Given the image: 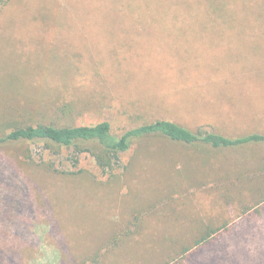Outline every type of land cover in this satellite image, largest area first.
<instances>
[{"label":"rangeland","instance_id":"obj_1","mask_svg":"<svg viewBox=\"0 0 264 264\" xmlns=\"http://www.w3.org/2000/svg\"><path fill=\"white\" fill-rule=\"evenodd\" d=\"M182 2L11 0L0 13V120L264 134V0H189L197 17L175 20ZM23 150H0V193L14 194L15 170L36 211H13L0 264H186L206 233L228 228L241 230L234 244L228 236L189 264H264V144L153 140L134 145L116 178L88 154L50 172L39 145L32 161Z\"/></svg>","mask_w":264,"mask_h":264},{"label":"trees","instance_id":"obj_2","mask_svg":"<svg viewBox=\"0 0 264 264\" xmlns=\"http://www.w3.org/2000/svg\"><path fill=\"white\" fill-rule=\"evenodd\" d=\"M11 0H0V13L9 4ZM183 9L174 13L175 20L189 19L197 17V9L189 8V0H182ZM177 3L180 0H173ZM146 14V12H144ZM170 9L161 10L163 19L171 18ZM63 111L69 116L72 114L73 108L71 106L65 107ZM12 121V120H11ZM11 121L4 122L0 120V150H8L19 146L24 149L25 158L32 161L33 156L28 153L30 145H39L43 149V153H48L51 158L47 160L42 157V162L38 163L42 169L50 172H58L57 161H61V166H68L71 164L75 168L79 167L81 157L88 154L93 158L96 166L104 174H109L116 178L118 172L124 164V156L131 152L134 145L149 143L153 140H165L176 144H182L187 147L197 148H212L215 150H235L241 147L250 145L264 144V134H248L240 137H227L220 133H211L198 129L192 131L186 126L168 120H158L151 123L132 128L122 135H117L113 131L112 124L109 121H102L94 125H74L65 123L63 121H49V122H26L18 121L11 124ZM0 170H3L0 168ZM11 177L5 178L7 180L8 189L11 194H1L0 198H4L7 204L0 210V223L6 229V233L1 237L5 242L8 241L9 232H12L15 226L18 225L19 216L13 213L17 210L18 213L22 208L26 210L36 211V204L27 201V189L30 191L31 187L29 180L21 179L15 170ZM4 172V170H3ZM0 172V180L2 176ZM5 173V172H4ZM11 174V171L8 174ZM16 176V179H14ZM5 177V175L3 176ZM12 179V180H11ZM15 181V182H12ZM25 187V188H22ZM27 187V188H26ZM21 204V205H20ZM24 205V207H21ZM256 218V217H255ZM10 227V228H9ZM9 228V229H8ZM244 229V228H243ZM16 230L22 234H26V228L21 229L17 227ZM239 229H225L222 233L217 231H209L206 233L196 245L194 250H187L184 255V262L189 264L195 258H199L207 248L213 249L215 247L227 245L223 239L230 236L236 242L240 236ZM122 236L115 238L112 243L119 242ZM40 241H43V236H40ZM231 246V245H230ZM62 260H59V263Z\"/></svg>","mask_w":264,"mask_h":264}]
</instances>
